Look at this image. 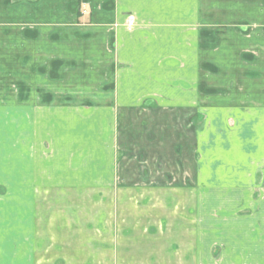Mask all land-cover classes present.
<instances>
[{
  "label": "crops",
  "instance_id": "obj_1",
  "mask_svg": "<svg viewBox=\"0 0 264 264\" xmlns=\"http://www.w3.org/2000/svg\"><path fill=\"white\" fill-rule=\"evenodd\" d=\"M83 1L64 0L68 8L60 9L59 4L47 17L40 10L44 5L40 0L36 10L22 12V16H14L13 0H0V53L5 51L0 59V66H5L1 77H23L27 83L20 92L21 106H13L11 113L20 108L22 129L29 130V116L24 115L38 113L41 107L36 103L40 81L37 86L33 82L37 93L31 99L30 77H69V86L54 94L51 112L62 117L60 123L54 119L55 128L60 129L56 134L69 129L63 141L87 148L78 156L92 154L90 163L97 160L101 164L149 162L144 173L134 176L144 177L149 171L154 178L168 175L178 160L191 161L198 172L193 175L199 180L195 184L205 187L200 179L206 177L201 156L205 154L207 77H237L235 57L222 63L221 40L216 35L222 24L219 6L214 3L207 9L209 0ZM81 3L86 4L85 10H80ZM129 16L134 17L133 26L126 24ZM15 17L20 25H15ZM230 17L252 18L264 32V10L244 15L232 11ZM207 35H213L211 41L207 42ZM208 92L215 97L220 89L217 86ZM130 127L136 140L133 152L130 146H122ZM101 144L108 146L107 158L93 153ZM111 166L109 174H102L104 169L90 170L101 177L114 178L115 171L124 176L119 173L121 168ZM158 188L147 192H164ZM236 191L237 186H229L225 194ZM245 206L256 210L251 219L233 216L238 207L232 203L206 206L199 202L198 217L206 209H220L217 218L221 217L212 222L207 238H201L207 234L206 224L195 220L194 249L82 252L76 255L90 261L64 260L61 264H264V200L239 209ZM202 243L208 247L202 249ZM95 254L106 260H93L99 257Z\"/></svg>",
  "mask_w": 264,
  "mask_h": 264
},
{
  "label": "rangeland",
  "instance_id": "obj_2",
  "mask_svg": "<svg viewBox=\"0 0 264 264\" xmlns=\"http://www.w3.org/2000/svg\"><path fill=\"white\" fill-rule=\"evenodd\" d=\"M36 1L13 0L14 16L36 10ZM40 1L44 4L40 10L47 17L59 4L60 9L68 8L64 0ZM214 3L222 13V24L216 29L222 63L235 57L237 77H207L205 154L201 156L206 177L200 179L205 187L195 184L199 180L193 175L198 172L191 161L178 160L168 175L154 178L149 171L144 177L134 176L144 173L149 162L101 164L97 160L90 163L92 154L78 156L87 148L65 143L63 138L69 137L70 130L56 134L60 129L55 128L54 119L60 123L62 117L51 112L55 109L54 94L60 87L69 86V77H30L31 99L37 93L32 84L37 86L40 81L36 103L41 107L38 113L24 115L29 116V130H23L20 108L11 111L13 106H21L20 92L27 83L23 77H1L5 66H0V264L90 261L76 254L91 255V251L194 249L195 220L200 218L206 224L207 234L201 238H207L212 222L221 217L217 218L220 209H206V214L198 217L197 207L202 201L206 206L214 202L235 204L238 209L233 216L239 219L254 216L256 210L239 208L245 204L254 207L264 200V32L252 18H232L230 14L258 13L264 10V2L209 0L207 9ZM84 5L80 4V10L86 9ZM15 19V25H20ZM237 20L240 23H235ZM126 24L133 26L134 17L129 16ZM212 36L207 35V42ZM4 54L0 53L1 61ZM231 69L233 74V66ZM217 86L220 92L213 97L208 91ZM203 117L199 116L201 123ZM130 128L122 146H130L133 152L136 140ZM95 150L97 156L109 155L105 144ZM112 164L117 170L121 168L119 173L124 176L115 171L114 178L101 177L110 173ZM90 169L104 170L99 175ZM229 186H237V191L225 194ZM157 188L164 192H147ZM207 247L202 245V249ZM95 255L99 257L93 260H106Z\"/></svg>",
  "mask_w": 264,
  "mask_h": 264
},
{
  "label": "built area",
  "instance_id": "obj_3",
  "mask_svg": "<svg viewBox=\"0 0 264 264\" xmlns=\"http://www.w3.org/2000/svg\"><path fill=\"white\" fill-rule=\"evenodd\" d=\"M133 23L132 19L129 20V25H131Z\"/></svg>",
  "mask_w": 264,
  "mask_h": 264
}]
</instances>
